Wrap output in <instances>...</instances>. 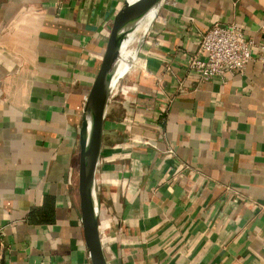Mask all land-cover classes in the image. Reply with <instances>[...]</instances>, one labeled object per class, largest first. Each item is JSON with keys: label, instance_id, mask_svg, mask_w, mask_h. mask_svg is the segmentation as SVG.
Masks as SVG:
<instances>
[{"label": "crops", "instance_id": "obj_1", "mask_svg": "<svg viewBox=\"0 0 264 264\" xmlns=\"http://www.w3.org/2000/svg\"><path fill=\"white\" fill-rule=\"evenodd\" d=\"M125 1L0 0V264H93L79 134ZM216 23L264 54V0H164L131 90L108 106L96 189L109 264H264V66L189 77Z\"/></svg>", "mask_w": 264, "mask_h": 264}, {"label": "water", "instance_id": "obj_2", "mask_svg": "<svg viewBox=\"0 0 264 264\" xmlns=\"http://www.w3.org/2000/svg\"><path fill=\"white\" fill-rule=\"evenodd\" d=\"M164 0H126L110 30L99 71L87 96L79 134V194L82 224L93 264H109L100 234L101 205L96 189V170L101 157L105 121L114 88L112 81L122 58L128 34L137 22Z\"/></svg>", "mask_w": 264, "mask_h": 264}, {"label": "built area", "instance_id": "obj_3", "mask_svg": "<svg viewBox=\"0 0 264 264\" xmlns=\"http://www.w3.org/2000/svg\"><path fill=\"white\" fill-rule=\"evenodd\" d=\"M250 40L241 26L231 24H214L205 32L196 54L187 64L189 77L201 82L224 80L229 74L243 73L250 61H258L264 66V54L254 57ZM176 94H185V81L178 83ZM114 92V91H113ZM112 93L111 101L117 96ZM174 99L171 100L173 102ZM169 153L174 151L170 149ZM3 247V243H0Z\"/></svg>", "mask_w": 264, "mask_h": 264}, {"label": "bare ground", "instance_id": "obj_4", "mask_svg": "<svg viewBox=\"0 0 264 264\" xmlns=\"http://www.w3.org/2000/svg\"><path fill=\"white\" fill-rule=\"evenodd\" d=\"M159 10L154 9L148 15H146L143 19L136 23L134 28L128 34L127 41L125 43L122 58L120 60L119 66L117 68L115 77L112 81V86L115 90L118 78L131 77L133 76V68L136 65H140L141 61L137 60V53L139 51V47L144 42L146 35L149 32L150 27L154 23L157 18ZM138 43V46L134 45ZM138 67V66H137ZM120 89V88H119ZM114 93V92H113ZM117 92L114 93V95Z\"/></svg>", "mask_w": 264, "mask_h": 264}, {"label": "rangeland", "instance_id": "obj_5", "mask_svg": "<svg viewBox=\"0 0 264 264\" xmlns=\"http://www.w3.org/2000/svg\"><path fill=\"white\" fill-rule=\"evenodd\" d=\"M155 22V21H154ZM148 41V34L146 35L145 39H144V42L142 43V45L139 47V51L137 53V60H140L142 59V54H143V50H144V46L146 45V42ZM135 47L138 46V43H136L134 45ZM138 66V67H137ZM137 68H139V65H136L133 69V71L135 72L136 70H138ZM120 78H118L117 80V86L114 90V93L117 92L118 95L115 96V98H119L120 96H123V94H125L126 92L130 91L131 90V82L129 79V77H123L119 80ZM120 88V89H119Z\"/></svg>", "mask_w": 264, "mask_h": 264}]
</instances>
